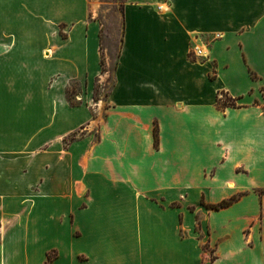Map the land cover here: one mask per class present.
<instances>
[{
    "label": "crops",
    "instance_id": "0c3cea01",
    "mask_svg": "<svg viewBox=\"0 0 264 264\" xmlns=\"http://www.w3.org/2000/svg\"><path fill=\"white\" fill-rule=\"evenodd\" d=\"M101 46L88 0H0V264H264V0H127L98 100Z\"/></svg>",
    "mask_w": 264,
    "mask_h": 264
},
{
    "label": "rangeland",
    "instance_id": "374dc122",
    "mask_svg": "<svg viewBox=\"0 0 264 264\" xmlns=\"http://www.w3.org/2000/svg\"><path fill=\"white\" fill-rule=\"evenodd\" d=\"M92 14H94L101 25V60L102 73L101 79L94 82L93 97L95 99L104 98L113 84V72L116 65V57L118 53V45L121 34V14L123 4L127 0H88ZM234 61V60H232ZM246 86H241L239 91L246 93ZM255 93H259V84L255 82L251 85ZM77 89V87H76ZM80 91V89H79ZM77 92V91H76ZM72 93H69V97ZM78 95V92H77ZM218 98L221 102L227 101L230 97L225 93H218ZM72 99V98H71ZM77 102H81L79 98H74ZM231 99V98H230ZM264 99V97H263ZM232 100V99H231ZM233 101V100H232ZM235 104V103H234ZM95 105V104H94ZM69 141V140H67ZM201 217L198 218V221ZM200 226V221L199 225ZM203 234L199 235L201 238ZM52 255V254H51Z\"/></svg>",
    "mask_w": 264,
    "mask_h": 264
},
{
    "label": "trees",
    "instance_id": "16d2710c",
    "mask_svg": "<svg viewBox=\"0 0 264 264\" xmlns=\"http://www.w3.org/2000/svg\"><path fill=\"white\" fill-rule=\"evenodd\" d=\"M101 64H102V60H101ZM216 105L220 109H225V108H228V107H234L235 106L234 101H232L230 98L227 99V101H225V102H221V100L218 98L217 101H216ZM153 135H154V141H155V144H156L157 143V128H156V126L154 127ZM231 201L232 200H230V201H222L221 203H219V204H217L215 206H210V208H212V209L223 208V207L228 206ZM48 261H50V257H48Z\"/></svg>",
    "mask_w": 264,
    "mask_h": 264
},
{
    "label": "built area",
    "instance_id": "2783aa9c",
    "mask_svg": "<svg viewBox=\"0 0 264 264\" xmlns=\"http://www.w3.org/2000/svg\"><path fill=\"white\" fill-rule=\"evenodd\" d=\"M207 48L205 45L195 46L192 50V55L199 58H206L207 57Z\"/></svg>",
    "mask_w": 264,
    "mask_h": 264
}]
</instances>
